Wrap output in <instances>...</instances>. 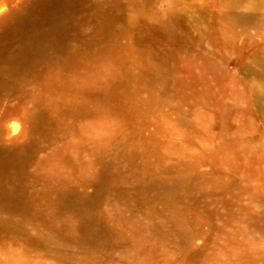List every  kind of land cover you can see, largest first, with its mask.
I'll return each instance as SVG.
<instances>
[{
    "label": "rangeland",
    "instance_id": "374dc122",
    "mask_svg": "<svg viewBox=\"0 0 264 264\" xmlns=\"http://www.w3.org/2000/svg\"><path fill=\"white\" fill-rule=\"evenodd\" d=\"M0 5V250L51 264H264V0ZM113 39L133 49L122 64L100 57ZM104 63L120 70L105 86L52 79ZM105 113L120 134L83 137L79 124ZM14 118L24 128L7 140Z\"/></svg>",
    "mask_w": 264,
    "mask_h": 264
},
{
    "label": "clouds",
    "instance_id": "9594fccd",
    "mask_svg": "<svg viewBox=\"0 0 264 264\" xmlns=\"http://www.w3.org/2000/svg\"><path fill=\"white\" fill-rule=\"evenodd\" d=\"M200 2H203V0H200ZM221 11H224L225 9L221 7ZM7 11V7L4 5H0V14ZM132 19H135V16L133 15ZM60 97H56V100L58 101ZM35 98H33V101L29 102L27 107L29 109L34 107ZM52 101H49L51 103ZM67 103H72V99L69 98ZM76 103H79L80 101H75ZM24 128L23 121L20 118H14L7 122L6 129H7V135L5 139L12 140L13 138H17L21 135L22 130ZM79 129L81 132V135L85 137L89 141H107L112 138H115L117 135L120 134L122 130L121 121L115 117L111 116L107 113L100 115L99 117L95 119H87L84 120L79 124ZM23 142V141H21ZM74 144L80 143L79 140L73 139L72 141ZM41 158H44L45 154L41 153ZM75 157V154H74ZM85 159L89 160L90 158L85 155ZM89 192H91V189H89ZM261 248H264V243L260 245ZM0 261H3V264H51V262L48 261H30V259L23 255V251L21 248H12L11 245H9L8 252L5 253L3 250H0Z\"/></svg>",
    "mask_w": 264,
    "mask_h": 264
},
{
    "label": "bare ground",
    "instance_id": "6f19581e",
    "mask_svg": "<svg viewBox=\"0 0 264 264\" xmlns=\"http://www.w3.org/2000/svg\"><path fill=\"white\" fill-rule=\"evenodd\" d=\"M131 51H133L131 46L127 45L125 47H119L117 42L113 39L110 41L109 44L105 45L102 48L100 57L101 58L106 57V58L114 60L118 64H122L124 63V59L126 55H128ZM151 51L152 49L149 48V52ZM71 58L73 61H75L76 56L73 55V57L71 56ZM161 63L164 64V62H161ZM161 63L154 64L156 70L159 68V66L162 67ZM166 63H168L167 60H166ZM118 74H120V70L116 65L110 64V63H104L97 68L94 74H90L86 71L84 73V78H82L81 80H77L75 83L59 80V77L57 76H52V79H54L55 81H59L63 89L70 91V90H80L82 89V87H84V85L88 83L93 84V85L101 84L105 86L109 83L110 78ZM178 77L179 76H177L176 74H173L172 70L169 71V73L165 77L168 88L169 89L171 88V91L174 94H178L184 87L182 79H179L180 77L179 78ZM97 108L98 109L104 108V106L103 105L100 107L98 106Z\"/></svg>",
    "mask_w": 264,
    "mask_h": 264
}]
</instances>
